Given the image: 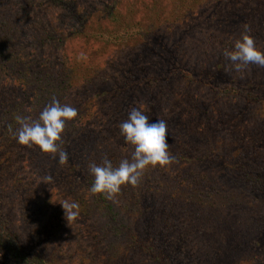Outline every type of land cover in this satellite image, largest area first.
<instances>
[{"label":"rangeland","instance_id":"374dc122","mask_svg":"<svg viewBox=\"0 0 264 264\" xmlns=\"http://www.w3.org/2000/svg\"><path fill=\"white\" fill-rule=\"evenodd\" d=\"M198 1L194 9L188 2L189 5L183 8V12L177 14L172 10L174 0H75L80 10L86 11L88 25L84 29L85 34L67 37L64 49L44 47V51L35 50V53L37 52L36 56L39 58L42 55L49 56V61L58 64L66 53L78 62L80 68L78 72H73V87L65 92V99L78 106L81 99L86 97L90 100V106L97 104V109L94 117L87 116L94 111L83 109L84 118L79 121L80 126L76 133L83 131L89 136L90 130L104 128V121H107L111 123L110 132L114 137V122L119 121L123 113L117 109L122 97L117 101H113L114 98L111 102L106 101L113 94L112 89L128 81L131 75H140L153 61L157 62V52L162 48L170 49L174 43H179L188 64L194 66L199 75L211 77L210 81L190 82L177 78L170 85L151 91L152 102L146 98L148 95L144 87L136 89L132 94L133 98L140 99L136 102L150 108L149 112L154 117L164 120L166 125L170 122L175 126L172 128L170 139L166 134L169 155L171 151L175 152L182 146L188 148L195 156L183 162L173 155L165 167L171 175H180L183 184L184 178L188 179L190 186L192 184L198 187L203 180H207L209 184L212 180L219 179L217 173L210 169L209 165L196 163L200 157L205 158L206 154L207 158L212 159L214 153L218 155L219 152V163L233 158L235 160L237 157L252 161L255 164L254 169L260 170L261 178L264 179V67L250 64L241 71H235L232 62L224 54L225 51L233 49L244 25L249 27L258 49L264 52V0ZM1 2L6 3V0ZM112 2H115L118 14L117 20L111 22L104 13V8ZM7 6L11 8L14 22V36L11 42L38 43L39 38L49 29L63 31L71 22L68 12L51 0H10ZM98 25L104 29V38L113 30V37L118 38L112 37L107 43L97 38ZM149 25L158 28L152 38L140 37V33L136 38L120 37H126L129 28L140 30ZM8 37L11 38V35ZM162 43L166 46L162 47ZM220 43L231 45L225 48L220 46ZM219 53L220 57L217 56ZM214 80L245 82L249 89L254 91L255 96L247 98V105L243 106L244 102L240 97L234 101L214 93L211 88L215 85L212 84ZM10 87L12 90L11 85L4 86L5 89ZM25 101L30 102L26 99ZM180 123L184 125L181 126ZM70 124L66 123L65 131L70 128ZM193 135L199 140L200 137L204 140L206 136L212 138L209 150L212 148L214 153H208L209 150L206 152L203 148L206 146L194 140ZM63 136L62 133L61 137ZM123 143L125 142L120 144L121 147L125 146ZM71 149L75 153L85 151L79 148L77 143ZM13 156L16 157L14 154ZM214 160H217V156ZM57 164L58 160H55L56 170ZM21 167L22 165L16 163L4 168L6 182L3 197L0 199L1 210L16 227L15 230L21 239L26 240L31 229L37 233L43 232L44 227L49 229L51 222L48 217L53 214V224L61 225L58 229L60 234L57 246L63 264H155L146 258L147 253L140 250L139 245L134 247L126 242L128 236L116 237L104 230L103 226H107L106 219L95 212V207L88 211L78 199H68L62 186H51L46 181L40 182V178L31 179L30 183L32 188H36L33 191L38 193L36 199L40 200L39 204H42L44 196L53 197V201L50 207L38 214L37 224L28 228L20 212L15 185L16 176L22 179L24 185L27 177L34 172L25 169L20 172ZM222 193L225 196L230 195L228 190ZM250 196L248 191L243 190V202L250 200L252 205L248 204L246 207L242 204L245 209L239 210V206L235 204L232 209L223 210L222 214L226 219L218 228L216 225L218 221L223 222L222 220L210 221L206 224L208 226L203 223L201 229L199 224L189 229L188 226L196 224L193 221L186 224L188 229L183 233L172 230L166 239L173 238L176 241L163 244L165 250L169 251L168 255L176 254L178 264H264V235L256 231L257 238H253L254 235L247 231V226L254 222V218L258 220L255 222L257 228L259 220L264 219V194L255 193V199H248ZM226 201L228 199H222L219 203L224 205ZM66 202L78 205L73 210L75 215L70 219L65 216L61 206ZM231 225L234 226L233 230L229 228ZM135 227L138 230V225ZM243 231L245 235L242 234ZM247 234L250 236L247 237Z\"/></svg>","mask_w":264,"mask_h":264},{"label":"trees","instance_id":"16d2710c","mask_svg":"<svg viewBox=\"0 0 264 264\" xmlns=\"http://www.w3.org/2000/svg\"><path fill=\"white\" fill-rule=\"evenodd\" d=\"M9 1L6 0L4 3L0 0V199L3 197L6 182V176L3 172L6 166L17 163L22 165L20 172L24 169L34 172L27 177L24 185H22V179L16 176L15 185V191L20 202V212L28 228L37 224L38 214L50 207L53 201L51 199L53 197L50 196H44L41 200L42 204H39L40 200L36 199L38 193L33 191L36 188H32L30 183L31 179L40 178V182L46 181L47 184L50 183L51 186H57V188L62 186L64 194L67 192L68 199H78L85 208L87 207L88 211L95 207V212L100 213L106 219L107 226H103L104 230L116 237L128 236L126 242L134 247L139 245L140 250L147 253L146 258L150 262L178 264L176 262L178 256L176 254L168 255L169 251L167 252L166 247L163 246L164 243L167 244V241H176L173 238L166 239L172 230L183 233L185 229L187 231L188 227L189 229L195 228L198 224L200 227L203 223L206 225L210 221L222 220L223 222L218 221L216 225L218 228L226 219L222 214L223 210L232 209L235 204L239 206V210L245 209L242 204L246 207L248 204L252 205L250 200L243 202L242 199H245L243 190L251 194L248 199H255V193L264 194V179L261 178L260 170L254 169V162L246 159L241 160L237 157L238 155L233 156L235 155L233 154V157H237L235 160L233 158L219 163V152L217 155L211 151L212 148L209 150L212 138L206 136L204 140L201 137L199 140L193 135L194 140L206 146H202L206 152L209 150L208 153H214L212 159L207 158L206 154V157H200L196 164L209 165L210 169H214V172L217 173L219 179H214L209 184H207V180H203L199 183L200 187L192 186V184L190 186L188 179L184 178L185 183L183 184L180 175H171L165 165H157L154 168H146L137 184L126 183L122 185L119 193L112 199L106 198L103 194L93 195L90 192L94 180L89 169L91 164L102 165L103 160L108 159L113 167H116L121 160L131 159L133 146L127 143H123L122 145H125L123 147L120 146L125 141L119 131V125L127 119L130 109L135 107L142 110L148 116L149 122L158 119L149 112L150 108L146 107L147 105L136 102L140 99L133 98L132 94L135 90L144 87L148 95L146 98L152 102L151 91H154L155 88L162 89L177 78L190 82H199V80L206 82L210 81L211 77L199 75L196 72L197 69L189 65L184 58L185 54L182 53L180 44L174 43L170 49L164 50L162 48L161 51L157 52L158 61L150 63L140 75L133 74L128 81L119 84L118 87L115 86L114 90L112 89L113 94L106 101L111 102L113 98V101H117L122 97L117 109L123 113L119 121L114 122L113 132H116L114 137L111 136L110 132L111 123L107 121H104L107 127L104 126L97 131L90 130L89 136H86V132L83 131L76 133L80 126L79 121L84 118L83 109L88 108L94 111V113H88L87 116L89 117H94L97 109V104L90 106V100L86 97L81 99L78 106L70 104L65 99V92L73 87L75 76L73 72H78L80 65L66 53L59 64L49 61V56L46 55L39 58L36 53L44 51V47H51L56 50L64 49L67 44L65 43L67 37H79L85 34L84 29L88 25L86 11L80 10L76 6L75 0H51L54 4L65 9L71 16V22L67 29L63 31L60 29L57 31L55 28L49 29L39 38L38 43H16L15 41L11 42L14 36V22L10 12L11 8L7 6ZM188 2L194 9L199 1L174 0L172 10L180 14L183 12V8L189 5ZM115 8V2L104 8V13L111 22L117 20L118 13ZM153 27L149 25L140 28V30L139 28L135 30L129 28L126 37H120H122L121 39L136 38L140 33V37L152 38L158 30L157 26ZM98 28L96 29L97 38L106 43L112 40L114 30L109 31L108 37L104 38L102 35L103 27L98 25ZM8 35H11V38ZM115 38L118 37H113V39ZM226 40L228 41V39ZM227 45L231 44L220 43V46H225V48L229 47ZM161 46L165 47L166 45L162 43ZM217 56L220 57V53ZM212 84H215L211 87L214 93L234 101L240 97L244 102L242 103L243 106L244 104L247 105V98L250 99V97L255 96L254 91L250 90L245 82L229 83L228 81L214 80ZM5 85H11L12 90L11 87L5 89ZM4 90L8 92L4 93ZM53 98L61 105H69L77 109V116L68 121L71 123L70 128H67L66 131L64 129V136L58 141L60 149L68 154V159L63 165L59 163L56 165L58 170L54 169L58 154L54 158L53 154L42 153L37 146L29 148L20 145L14 135L20 127L17 117L27 118L29 121L37 119L43 108L50 104ZM25 99L30 100V102L27 103ZM102 107L104 110L105 107L103 105ZM180 125L183 126L184 124L180 123ZM166 126L167 137L170 139L172 128L175 126H172L170 122ZM75 143L85 151L82 153L72 151L71 148ZM173 155L183 162H186L187 158H195L188 148L182 146L179 150L170 152L171 159ZM216 156L217 160L215 161L214 157ZM225 184H228L231 189ZM236 185L238 186L235 188ZM224 190H228L230 195L225 196L222 193ZM222 199H228V201L221 205L219 202ZM48 218L51 222L49 229L44 227L41 233L31 229L27 234V239L23 240L17 234L16 227L12 225L9 217L0 207V264H63L57 246L60 234L58 229L61 225L53 224L55 222L53 214ZM193 221L196 224L186 226ZM253 221L249 224L250 227L247 226L248 233L254 235L253 238H257L256 231H259L260 235H264V219L259 220V228L255 223L258 220L254 218ZM135 225H138V230H136ZM231 226L229 228L233 230L234 226ZM254 228L256 229L254 230ZM242 234L245 235V231ZM249 234L246 236L249 237ZM178 244H180L179 241ZM178 255L182 256L181 254Z\"/></svg>","mask_w":264,"mask_h":264},{"label":"clouds","instance_id":"9594fccd","mask_svg":"<svg viewBox=\"0 0 264 264\" xmlns=\"http://www.w3.org/2000/svg\"><path fill=\"white\" fill-rule=\"evenodd\" d=\"M224 54L232 62L235 71H241L250 64L264 67V52L256 46L247 25L243 26V32L234 42L233 49ZM76 116L75 107L61 105L53 98L37 119L29 121L27 118L17 117L20 127L14 133L16 141L29 148L37 146L42 153L53 154L54 158L58 154V163L63 165L68 154L60 149L58 141L61 140L66 123ZM119 131L125 143L133 146L131 159L121 160L116 167L108 159H104L102 165L91 164L89 169L94 180L90 192L93 195L103 194L112 199L119 193L122 185L137 184L146 168L166 165L171 161L164 120L149 122L142 110L133 107L127 119L119 125ZM61 206L69 219L75 215L73 210L78 207L76 203L67 202Z\"/></svg>","mask_w":264,"mask_h":264}]
</instances>
